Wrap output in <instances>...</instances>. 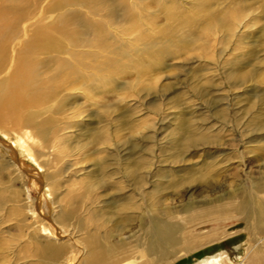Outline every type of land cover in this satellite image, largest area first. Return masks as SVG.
I'll return each mask as SVG.
<instances>
[{
    "label": "bare ground",
    "instance_id": "6f19581e",
    "mask_svg": "<svg viewBox=\"0 0 264 264\" xmlns=\"http://www.w3.org/2000/svg\"><path fill=\"white\" fill-rule=\"evenodd\" d=\"M173 1L0 0V128L15 133L12 140L0 132V176L13 175L12 184L19 181L26 187L25 213L16 223L28 227L24 238L35 245L30 258L49 264H159L173 258L179 261L221 240L219 225L208 223L210 213L180 205L176 191L171 199L157 196L159 191L151 196L145 192L158 175L155 157L150 167L142 161L123 175V185L115 182L121 157L116 150L111 157L109 132L116 105L125 106L129 96L117 93L113 85L121 79L129 84L132 77L140 80L149 73L156 79L168 59H190L200 48L196 41L206 47L208 25L214 20H209L208 12L222 0H189L191 8L184 5L185 11ZM261 1L247 5L244 0L234 11L237 0H226L234 17L224 25L220 21L221 38L242 25L247 7L250 10ZM159 21H164L161 30ZM175 30H186L185 37L175 39ZM243 77L234 75L227 81L237 84ZM254 131H264V124ZM231 134L238 135L243 145L244 133L234 128ZM196 142L187 138L183 150ZM237 148L242 168L245 156ZM86 164H91L88 171L83 168ZM84 171L89 173L78 179ZM260 178L264 172L254 182L249 178L250 188L242 189L237 203L229 208L232 218L244 222L251 234L237 264H264V237H259L264 229V183ZM99 189L111 194L116 204L110 228L93 220ZM134 221L137 237L130 236L122 244L124 234H137L125 226ZM81 231L85 237L79 240ZM38 237L44 241H37ZM189 264L233 263L226 253L218 252Z\"/></svg>",
    "mask_w": 264,
    "mask_h": 264
},
{
    "label": "rangeland",
    "instance_id": "374dc122",
    "mask_svg": "<svg viewBox=\"0 0 264 264\" xmlns=\"http://www.w3.org/2000/svg\"><path fill=\"white\" fill-rule=\"evenodd\" d=\"M184 1L173 2L180 3L185 11L184 5L187 8L191 6L187 2L189 0ZM250 1L247 0V5ZM237 3L232 7L234 11L244 4V0H237ZM262 3L264 0L259 6ZM259 6L250 10L247 7L248 12L244 14L247 18L242 25L225 33L223 39L224 31L220 30L219 23L221 21L224 25L230 20L233 10L228 8L226 0L211 5L212 11L209 10L208 16L209 20L212 17L214 20L208 25L210 41L206 47L196 41L195 46L200 48H196L190 59H168L161 71L155 74L159 75L156 79L152 80L151 73L140 80H134L130 75L133 81L129 84L125 83L127 79H121L113 85L117 93L129 96L126 107L116 105V113L112 115L115 123L109 130L113 144L111 148H114L111 157L113 159L115 150L121 157L115 182L123 185V175L136 170L142 161L145 162L144 166L148 164L150 167L149 163L155 157L158 175L151 178L145 192L151 196L159 191L157 196L167 195L171 199L176 191L180 205L209 212L208 223L219 225L223 231L220 235L222 241L196 250L179 261L173 258L174 261L162 260L159 264H189L218 252L226 253L230 261L237 264L244 255L242 250L251 234L244 222L232 218L234 215H231L229 208L237 203L242 189L250 188L249 178L252 177L254 182V178L258 179L264 172V131H254L264 124V6ZM162 18L164 15L161 14L160 20ZM163 23L159 21L157 25L160 30ZM178 30L173 32L175 39L182 40L187 29L184 32ZM201 33L195 34L194 40ZM230 33H234L233 38ZM248 71L251 74L246 76ZM234 75H242L244 80L237 84L234 80L228 82L227 78ZM128 86L133 88L130 90ZM226 112L227 115H224ZM234 128L240 135L244 133L243 145L238 135L231 134ZM0 129L10 139H15L12 130ZM189 137L197 139V145L183 150ZM237 145V150L245 156L242 168L236 158L238 153L234 151ZM20 160L23 162L18 159L19 163ZM26 165L37 171L29 163ZM83 168L88 171L91 164ZM85 171L78 179H83L89 173ZM90 175L94 177L92 171ZM13 178V175L10 178L0 176V264H49L30 258L35 245L26 243L24 238L28 227L16 223L25 213L23 207L28 201L26 187L19 181H12V184L9 180ZM260 179L264 183V178ZM92 180L94 178H90ZM83 182L87 185L86 180ZM172 185H176V189H172ZM79 188L72 189L77 191ZM62 194L64 197L65 193ZM96 194L99 205L93 220L105 222L106 227L110 228L116 204L111 194L102 189L97 190ZM125 226L126 230L131 229L137 234H124L122 244H127L130 236L138 235L135 221ZM81 232L77 233L79 240L85 237ZM263 232L264 229L259 234L260 238L264 237ZM30 234L32 236L34 233ZM38 240L44 241L41 237Z\"/></svg>",
    "mask_w": 264,
    "mask_h": 264
}]
</instances>
